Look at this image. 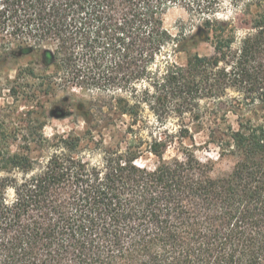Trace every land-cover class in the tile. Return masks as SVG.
Segmentation results:
<instances>
[{"label":"trees","instance_id":"16d2710c","mask_svg":"<svg viewBox=\"0 0 264 264\" xmlns=\"http://www.w3.org/2000/svg\"><path fill=\"white\" fill-rule=\"evenodd\" d=\"M225 2L252 30L238 36L217 17ZM173 6L199 18L193 31L164 27ZM201 43L213 52L171 60ZM30 52L67 86L110 93L132 120L93 163L71 134L42 138L52 151L39 166L3 153L0 264H264V0H0V58ZM230 91L226 110L248 113L235 110L236 127L219 115ZM203 100L224 122L209 136L237 157L220 175L182 145L192 138L184 117L204 119ZM145 110L155 118L143 136ZM178 132L183 156L166 159ZM145 152L154 166L139 163Z\"/></svg>","mask_w":264,"mask_h":264},{"label":"rangeland","instance_id":"374dc122","mask_svg":"<svg viewBox=\"0 0 264 264\" xmlns=\"http://www.w3.org/2000/svg\"><path fill=\"white\" fill-rule=\"evenodd\" d=\"M224 4L225 9L217 13L218 18L230 21L235 26L238 36L252 30V22L241 21L239 14H236L227 2ZM199 22L196 15L190 14L180 6L169 8L163 17L164 27L173 35L180 32L188 34ZM44 48L52 51L53 46L47 44ZM212 52L210 43H201L188 51L174 52L171 60L183 66L189 54L209 55ZM45 61V55L37 52L0 58V157L7 150L28 152L36 160V166H39L46 161L52 151L48 143L42 142L41 139L51 141L55 136L71 134L81 139L79 155L85 161L92 163L98 161L103 147L114 144L127 135L132 119L126 115L120 116L109 105L110 93L82 91L76 86H67L63 83L58 68L47 67ZM48 85H52L49 91L46 90ZM235 95L234 91H230L228 97L223 99L225 104H219L221 106L219 115L225 113V123L233 127H236L237 119L235 110L238 114H248L244 108L238 107L232 108L233 111H227V108H231L230 97ZM212 103L213 101L208 100L199 103L206 114L204 119L200 121L193 119L190 114L184 117L192 138H183L182 145L200 161H211L212 175H220L232 169L237 157L222 149L209 136L212 126L224 123L214 113H210L213 110ZM258 113L264 114V111L261 109ZM143 116H149L150 124L141 119L138 125L141 127V134L146 136L149 125L151 123L154 125L155 117L147 110L143 112ZM179 123L178 118L172 117L166 121V127L176 133L180 127ZM93 128L96 130L93 131ZM178 135L179 132L174 143L165 152L166 159L183 156ZM101 139L103 144L100 143ZM121 144L123 146L125 143ZM156 161V157L147 152L139 159L140 164L148 167L154 166Z\"/></svg>","mask_w":264,"mask_h":264}]
</instances>
